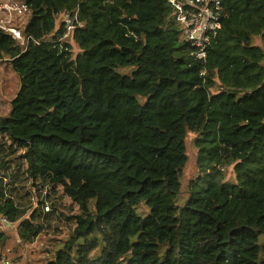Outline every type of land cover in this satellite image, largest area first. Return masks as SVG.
Listing matches in <instances>:
<instances>
[{
  "label": "trees",
  "instance_id": "1",
  "mask_svg": "<svg viewBox=\"0 0 264 264\" xmlns=\"http://www.w3.org/2000/svg\"><path fill=\"white\" fill-rule=\"evenodd\" d=\"M21 2L23 38L0 26V62L19 79L0 116V169L49 191L29 212L0 170L7 228L32 243L59 186L78 214L45 264H264V0H222L204 63L168 0ZM75 12L74 56L58 17ZM188 134L198 174L181 203Z\"/></svg>",
  "mask_w": 264,
  "mask_h": 264
},
{
  "label": "rangeland",
  "instance_id": "2",
  "mask_svg": "<svg viewBox=\"0 0 264 264\" xmlns=\"http://www.w3.org/2000/svg\"><path fill=\"white\" fill-rule=\"evenodd\" d=\"M9 4L12 7H19L23 3L21 0H0V26L4 28L13 27L14 29L23 28L27 22L28 13L24 9L21 13L12 11L11 15H9L5 9L6 5L10 6ZM61 21H63V16L61 18L60 16L58 17V22ZM64 39H66V36ZM67 39L72 46V53L75 56L79 51L78 45L71 37ZM253 43L258 46L260 44L259 39H254ZM130 71V69L120 70V72L125 74H129ZM18 89L19 79L17 74L12 70L11 65L5 60L0 62V116H6L8 114L9 102L14 98ZM194 138V134H188L185 143L188 164L182 177V192L179 197L181 203L188 196L187 185L189 181L193 180L198 174L196 169L197 149L193 144ZM18 153L21 154L22 150ZM18 153L16 156L19 155ZM10 166V171L8 173H11L12 170L21 171L20 167L16 166L14 163H11ZM23 168L22 166L21 169ZM0 170L2 171L1 174L4 175L3 177L9 181V185L11 180L12 183H14L10 187H6L9 195L11 194L10 196L13 197L14 202L23 208L25 207L27 211L30 212L38 203L39 198L36 197V195H38L36 189H41L42 197L48 194L49 189L46 190V188H41L40 182L38 187L33 188L31 182L24 181L23 179L14 181V179L9 178L2 169ZM220 170L225 175V181L234 182L235 176L232 166L228 168L221 167ZM44 191H46V194ZM52 196L54 197L53 203L51 202L53 210L51 209L52 206L50 208L52 214L49 215L47 219H45V216L41 217L42 219L38 224H41L42 230L40 235L34 239L32 243H22L19 240L15 225H11V227L7 229H0V231L5 232L7 237L5 242L0 245V264H45L47 260L53 257L55 251L62 247L74 227V223L67 220L66 216L78 214V208L63 194L59 186H57ZM45 213L47 214L48 212Z\"/></svg>",
  "mask_w": 264,
  "mask_h": 264
},
{
  "label": "built area",
  "instance_id": "3",
  "mask_svg": "<svg viewBox=\"0 0 264 264\" xmlns=\"http://www.w3.org/2000/svg\"><path fill=\"white\" fill-rule=\"evenodd\" d=\"M168 3L172 8L173 17L180 28V39L190 49L189 57L194 61L204 63L212 40L222 27V19L225 15L222 0H168ZM5 9L9 15H11L12 11L21 13L25 9V5L21 4L19 7L6 5ZM76 14V12L74 14H63L66 31L64 37L66 36V38L76 28L78 20ZM2 28L5 32H10L15 39H22L21 30ZM27 40L29 41L30 38H27ZM0 178H2L1 174ZM4 183L9 184V181L4 179ZM44 211L49 212L48 202L44 203ZM9 226L10 221L8 218L0 217V229H6Z\"/></svg>",
  "mask_w": 264,
  "mask_h": 264
},
{
  "label": "crops",
  "instance_id": "4",
  "mask_svg": "<svg viewBox=\"0 0 264 264\" xmlns=\"http://www.w3.org/2000/svg\"><path fill=\"white\" fill-rule=\"evenodd\" d=\"M5 229V228H4Z\"/></svg>",
  "mask_w": 264,
  "mask_h": 264
}]
</instances>
